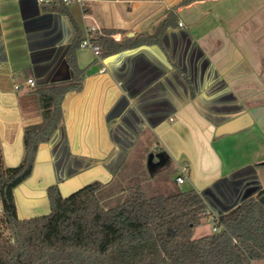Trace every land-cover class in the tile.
Wrapping results in <instances>:
<instances>
[{
    "label": "crops",
    "instance_id": "1",
    "mask_svg": "<svg viewBox=\"0 0 264 264\" xmlns=\"http://www.w3.org/2000/svg\"><path fill=\"white\" fill-rule=\"evenodd\" d=\"M84 3L87 21L79 4L69 6L83 35L85 24L96 23L118 41L152 36L171 13L174 18L159 45L97 64L91 50L77 52L78 65L87 70L83 88L66 98L56 140L39 146L31 177L14 190L19 216L48 214L49 187L58 186L66 197L95 181L111 183L140 143V166L176 169L175 187L189 184L217 216L257 196L264 189V0ZM75 32L68 17L44 11L36 0H0L6 168L20 165L25 129L42 122L39 96L27 81L39 87L73 77L66 56ZM95 66L98 72L89 74ZM185 164L188 177L178 186V168Z\"/></svg>",
    "mask_w": 264,
    "mask_h": 264
},
{
    "label": "trees",
    "instance_id": "2",
    "mask_svg": "<svg viewBox=\"0 0 264 264\" xmlns=\"http://www.w3.org/2000/svg\"><path fill=\"white\" fill-rule=\"evenodd\" d=\"M42 8L68 17L76 30L66 56L73 77L34 87L42 122L25 129L20 165L6 168L0 149L4 207L0 264H252L264 260V189L219 215L212 222L217 231L198 239L194 238L196 228L213 215L199 192L178 189L172 194H151L141 183L129 186L125 199L111 208L101 197L107 185L99 181L66 197L58 186H52L47 189L48 214L19 216L14 190L31 177L39 146L48 143L58 130L64 120V102L82 90L87 71L78 65L83 32L69 6L55 3ZM83 9L88 13L86 3ZM172 18L173 13L152 36L116 41L113 32L103 31L93 42L100 47L103 59L143 45H159Z\"/></svg>",
    "mask_w": 264,
    "mask_h": 264
},
{
    "label": "rangeland",
    "instance_id": "3",
    "mask_svg": "<svg viewBox=\"0 0 264 264\" xmlns=\"http://www.w3.org/2000/svg\"><path fill=\"white\" fill-rule=\"evenodd\" d=\"M76 5V3L71 4ZM142 144L135 149L133 154L134 160H129L124 163L118 174L112 179L111 183H106V188L102 192V196L105 199V205L107 208H111L122 202L126 197V189L134 185L135 183H141L146 186V189L151 194H172L176 190L175 184L172 181L176 177V169H167L165 171H159L151 169V165L143 167L138 163V158L141 159L144 153ZM137 158V159H136ZM136 159V160H135ZM142 167L143 171H139ZM179 171V170H178ZM190 189L189 184H184L180 190L187 191ZM213 223L211 220H205L202 226L196 228L194 238L198 239L213 233Z\"/></svg>",
    "mask_w": 264,
    "mask_h": 264
},
{
    "label": "built area",
    "instance_id": "4",
    "mask_svg": "<svg viewBox=\"0 0 264 264\" xmlns=\"http://www.w3.org/2000/svg\"><path fill=\"white\" fill-rule=\"evenodd\" d=\"M37 3L40 6L43 5H52V4H65L67 6H70L71 4H79L82 10V19L84 21H87L89 19H91V17L89 16V14L87 12L84 11L83 9V4H84V0H36ZM103 34V30L95 23L93 25H84V35L82 38V41L80 43V49H89L93 52L94 56H95V60L99 63L102 62L103 58H102V52L101 49L98 45H96L93 40L97 35H102ZM116 41H118V38L113 35L112 36ZM100 72H105V69H101ZM27 84L30 85L31 87H36V84L34 82V80H28ZM179 170V176L176 178V184L178 186H181L185 179L188 177V165H182L179 166L178 168ZM4 216V207L2 204V196H1V190H0V221L2 219V217ZM217 215H215L213 213L212 217L210 218V220L216 221L217 220ZM217 229L213 228V232H216Z\"/></svg>",
    "mask_w": 264,
    "mask_h": 264
},
{
    "label": "water",
    "instance_id": "5",
    "mask_svg": "<svg viewBox=\"0 0 264 264\" xmlns=\"http://www.w3.org/2000/svg\"><path fill=\"white\" fill-rule=\"evenodd\" d=\"M94 72H98V67L95 66V67L92 68V70L88 71L89 74L94 73ZM72 73H73V72H72ZM56 137H57V133L55 132V134L53 135V137H52L51 140L49 141L50 144L54 143V141L56 140ZM153 159H154V154H151L150 157H149V163H150V164L152 163ZM118 168H119V167H118ZM118 168H117L115 171H117ZM114 173H115V172H114ZM243 202H244V201H243ZM261 202L264 203V196L261 198ZM239 205H240V204H239ZM237 206H238V205H237ZM237 206L231 208L230 210L236 208ZM230 210H229V211H230ZM227 212H228V211H227ZM220 215H222V214H220Z\"/></svg>",
    "mask_w": 264,
    "mask_h": 264
},
{
    "label": "flooded vegetation",
    "instance_id": "6",
    "mask_svg": "<svg viewBox=\"0 0 264 264\" xmlns=\"http://www.w3.org/2000/svg\"><path fill=\"white\" fill-rule=\"evenodd\" d=\"M159 158L161 159V158H162V156L160 155V156H159Z\"/></svg>",
    "mask_w": 264,
    "mask_h": 264
}]
</instances>
